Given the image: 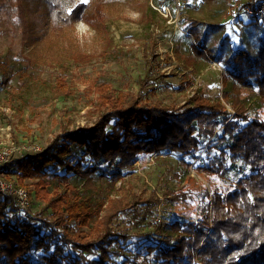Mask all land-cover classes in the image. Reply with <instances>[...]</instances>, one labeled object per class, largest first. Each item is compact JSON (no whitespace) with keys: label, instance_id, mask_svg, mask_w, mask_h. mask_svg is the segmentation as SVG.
Wrapping results in <instances>:
<instances>
[{"label":"trees","instance_id":"1","mask_svg":"<svg viewBox=\"0 0 264 264\" xmlns=\"http://www.w3.org/2000/svg\"><path fill=\"white\" fill-rule=\"evenodd\" d=\"M123 1L25 3L31 11L34 5L42 10L52 38L59 39L71 38L69 28L78 20L107 31L110 6ZM172 1L154 2L164 9ZM151 8L150 24L159 14ZM183 27L193 37L189 60L222 65L223 99L199 89L182 105L157 98L168 74L159 70L158 38L151 36L142 49L140 95L129 97L102 83L96 87L97 122L64 128L42 149L15 155L0 167L6 179L29 190L38 207L20 213L15 197L0 192V264H264V42L255 55L233 47L223 25L186 16ZM41 38L36 34L29 43L35 46ZM21 57L25 67L11 51L0 58V84L9 91L14 77L33 62ZM59 80L57 90L65 92L66 78ZM162 154L179 157L176 188L137 190L125 181L137 160ZM192 164L201 179L192 175ZM100 180L107 185L101 187ZM54 181L59 186L50 191ZM165 202L189 203L192 214L159 220ZM139 230H147L145 240ZM151 234L163 238H148Z\"/></svg>","mask_w":264,"mask_h":264},{"label":"rangeland","instance_id":"2","mask_svg":"<svg viewBox=\"0 0 264 264\" xmlns=\"http://www.w3.org/2000/svg\"><path fill=\"white\" fill-rule=\"evenodd\" d=\"M79 1L87 3L90 0ZM154 1L113 3L106 21L107 31L98 32L86 21L78 20L69 28L71 38L55 39L50 34L49 21L36 5L31 11L25 0H0V58L11 51L23 67L22 55L33 61L25 73L14 77L12 91L0 84V150L12 143L20 147L36 145L42 149L64 128L72 130L93 125L101 112L96 87L102 83H109L129 97L140 95L139 79L145 71L142 49L153 35L158 38L157 52L163 60L159 70L168 74L167 84L159 87L157 98L182 105L188 94L199 89L209 98L215 99L221 94L223 99V67H215L216 60L206 61L200 57L189 60L193 37L183 27L184 18L188 16L223 25V35H228L233 47H247L255 55L264 42V19L254 20L246 15L238 20L230 18L229 11L235 5L244 7L248 0H220L213 4H204L201 0H174L164 9ZM149 4L159 11L152 24L147 17L153 13ZM36 34L42 38L32 46L29 38ZM79 54L84 56L75 58ZM87 55L92 56L90 61L86 60ZM168 57L173 61L170 62ZM61 76L66 78L62 93L57 90ZM188 79L192 82L185 86ZM146 96L148 94L142 92V97ZM179 167V157L174 154L154 155L146 162L137 160L134 172L127 175L125 181L133 183L137 190L146 188L161 192L167 187H177L174 173ZM190 170L192 175L200 178L193 164ZM122 183L123 180L119 181L114 189L123 186ZM98 184L104 187L107 181L100 180ZM57 186L54 181L48 189L52 191ZM191 206L189 203L173 205L165 202L158 219L168 221L190 216ZM36 209L37 205L31 200L29 210ZM137 232L141 240H145L143 234L147 230ZM148 238L162 239L163 236L151 234ZM115 257L121 259V256Z\"/></svg>","mask_w":264,"mask_h":264},{"label":"built area","instance_id":"3","mask_svg":"<svg viewBox=\"0 0 264 264\" xmlns=\"http://www.w3.org/2000/svg\"><path fill=\"white\" fill-rule=\"evenodd\" d=\"M229 14L232 20H238L243 15L249 16L254 20H263L264 19V0H262L260 6L257 8H253L251 6H244L242 8H239L237 5H235L233 9L229 11ZM214 65L215 67L221 66L219 65L217 60ZM3 149H1L2 151L0 150V165L8 162L12 158L13 155L15 156L17 154H21L27 150L37 151L41 149V147L36 146V145L28 146V147L26 146L20 147L12 143L10 145H6V147ZM9 167L11 170L15 169L14 166H9ZM0 192L10 194L15 197L18 212L24 213V212L29 211V209L31 208V198H30L29 190L25 186L19 185L15 183L14 181L7 180L3 176V173L1 172H0Z\"/></svg>","mask_w":264,"mask_h":264}]
</instances>
